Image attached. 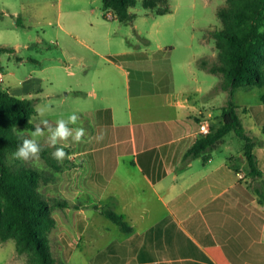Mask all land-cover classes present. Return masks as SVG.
Returning a JSON list of instances; mask_svg holds the SVG:
<instances>
[{"label": "crops", "instance_id": "1", "mask_svg": "<svg viewBox=\"0 0 264 264\" xmlns=\"http://www.w3.org/2000/svg\"><path fill=\"white\" fill-rule=\"evenodd\" d=\"M69 35L63 39L65 54L72 44L85 47L78 58L87 68L72 88L81 100L75 112L89 122L81 141L73 140L78 165H72H89L88 199L102 205L116 197V209L132 229L123 231L118 224L121 235L111 240L109 226L87 208L70 206L69 221L60 224L55 216L56 228L78 226L83 240L91 231V241L103 243L106 251L95 264H264V195L258 192L264 182L263 104L249 105L247 119L249 128H259L253 137L261 178L242 168L246 157L240 148L217 154L236 151L228 139L209 157L186 160L201 125H218L226 105L224 97L222 104L215 98L220 88L201 79V72L209 71L200 65L189 77L195 84L181 83L176 65L184 68L193 60H175L172 49L147 53L130 46L104 53L84 37ZM96 210L106 216L101 207Z\"/></svg>", "mask_w": 264, "mask_h": 264}, {"label": "rangeland", "instance_id": "2", "mask_svg": "<svg viewBox=\"0 0 264 264\" xmlns=\"http://www.w3.org/2000/svg\"><path fill=\"white\" fill-rule=\"evenodd\" d=\"M168 5L171 11L159 14L158 9L165 4L156 3L152 7H146L144 0H137L130 8L135 15L134 21L123 23L117 16L114 18L106 16L107 10L103 0H0V44H7L16 49L0 56V66L5 73L3 85L10 87L18 97L34 99L36 110L38 108L45 110L43 117L38 112L36 115L37 122L41 123L42 127V121L45 119L54 127L58 119H67L72 114L77 115L75 110L81 100L72 87L76 85V76L84 74L87 67L78 58L81 48L85 47L72 44L68 49V55L64 53L63 39L64 36L66 38L70 36L69 34L84 37L88 43L104 53L130 46L145 50L147 53L172 49V58L175 60L183 58L193 60L184 68L176 65L177 80L181 83L195 84L189 78L193 74L191 70L198 69L202 59L210 62L217 59L214 31L223 28L219 9L227 5V0H168ZM196 58L199 60H194ZM260 68L264 69V62ZM200 77L205 79L207 85L220 88L216 91L215 98L218 97L219 104H222L224 97L226 104L229 92L221 89L222 75L203 71ZM235 100L241 106L240 113L246 131L252 136L257 135L259 128L257 126H254L253 130L249 128L247 119L249 120V105L264 106V86H240L236 90ZM87 119L78 116L76 124L69 123L68 127L73 130L82 125L81 127L86 129L89 125ZM33 130L25 129L24 133L30 137ZM226 138L227 144L233 146L236 151L233 153L227 149H220L217 150V154H236L239 148L244 151V141L234 132L228 134ZM38 142L48 145L46 129L45 136L38 138ZM55 147L64 148L67 155L60 163L70 165V168L62 172L64 178L59 182L58 179L48 182L42 188L44 194L52 199L69 202L72 208H87L92 218L110 227L108 236L111 240L119 238L121 235L119 225L100 215L96 210L105 204L101 205L94 198L93 201L88 199L92 196L89 192L92 186L88 185L89 176L86 175L89 173V165H82L80 169L74 168L78 160L72 158L75 153L72 137L58 141ZM52 149L51 154L55 151L54 147ZM15 151L9 155L12 163L16 165L20 162L30 165L36 163L55 171L41 154L38 158L22 161L14 158ZM68 158L72 161L68 162L66 160ZM246 162L245 158L243 169ZM77 189L81 190L79 194H76ZM54 215L60 224H63L61 221H69L67 207L56 206ZM83 233L84 230L78 226L72 229L55 227L50 231V245L58 264H95L97 257L99 260L101 254L105 255L104 244L96 245L91 241V231L86 232L83 240ZM0 264L30 263L27 253L18 252L16 239L10 238L0 243Z\"/></svg>", "mask_w": 264, "mask_h": 264}, {"label": "trees", "instance_id": "3", "mask_svg": "<svg viewBox=\"0 0 264 264\" xmlns=\"http://www.w3.org/2000/svg\"><path fill=\"white\" fill-rule=\"evenodd\" d=\"M136 2L103 0L105 9H113L123 23L134 21L135 15L130 8ZM156 3L165 4L157 13L171 11L168 0H144L146 7ZM219 16L223 28L214 31L217 59L215 62L202 59L200 65L222 75V87L229 92V98L222 108L219 124L211 125L208 133L199 136L186 152L185 159L205 154L209 157L228 134L234 132L244 141L248 176L259 179L263 172L254 151L258 143L245 129L235 94L243 85L264 86V69L260 68L264 62V31H259L264 29V0H227V5L219 9ZM15 50L12 46L0 44V54ZM2 84L0 82V243L15 238L18 252L27 253L30 264H58L49 233L57 225L54 208L68 207L70 203L50 198L42 188L59 179V174L67 166L53 158L51 146L40 142L41 156L55 171L36 163L20 162L16 165L11 162L9 155L22 143L21 134L30 138L24 130L34 129L38 123L37 110L34 99L18 97L5 90ZM258 192L264 195V182H261ZM117 203V198L111 196L102 212L123 231H130L132 227L126 216L116 210Z\"/></svg>", "mask_w": 264, "mask_h": 264}, {"label": "clouds", "instance_id": "4", "mask_svg": "<svg viewBox=\"0 0 264 264\" xmlns=\"http://www.w3.org/2000/svg\"><path fill=\"white\" fill-rule=\"evenodd\" d=\"M259 31H264L260 29ZM38 114L43 117L45 110L42 108L37 109ZM78 116L72 114L68 116L67 119L60 118L56 121L55 126L49 123L48 120H43L41 123H37L34 130L30 133V137H22V143L18 145L17 150L13 153L14 158L29 161L32 158H38L41 152V145L38 142V138L45 136V129L47 130V143L49 146L54 147L55 151L52 156L57 161H62L67 155L63 147H55L60 140H67L70 136L76 142H80L85 134V130L82 127L75 129V135H73V130L68 127V124H76Z\"/></svg>", "mask_w": 264, "mask_h": 264}, {"label": "built area", "instance_id": "5", "mask_svg": "<svg viewBox=\"0 0 264 264\" xmlns=\"http://www.w3.org/2000/svg\"><path fill=\"white\" fill-rule=\"evenodd\" d=\"M113 9H108L107 10V14L106 16L109 17V18H114L116 16L115 12L112 11ZM5 80V75H4V71L2 69H0V82L3 83ZM210 130V124L208 121L204 122L202 125H201V131L202 133H208Z\"/></svg>", "mask_w": 264, "mask_h": 264}]
</instances>
